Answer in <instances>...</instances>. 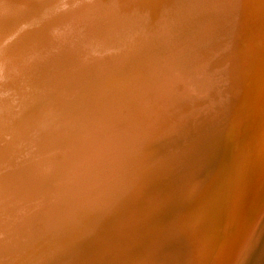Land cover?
Returning a JSON list of instances; mask_svg holds the SVG:
<instances>
[{
  "label": "rangeland",
  "instance_id": "374dc122",
  "mask_svg": "<svg viewBox=\"0 0 264 264\" xmlns=\"http://www.w3.org/2000/svg\"><path fill=\"white\" fill-rule=\"evenodd\" d=\"M172 139L194 158L162 168ZM209 182L234 198L219 217L240 208L219 263L255 264L264 0H0V264H182L194 230L137 251L139 200L163 184L182 207ZM202 249L196 241L187 264H201Z\"/></svg>",
  "mask_w": 264,
  "mask_h": 264
},
{
  "label": "bare ground",
  "instance_id": "6f19581e",
  "mask_svg": "<svg viewBox=\"0 0 264 264\" xmlns=\"http://www.w3.org/2000/svg\"><path fill=\"white\" fill-rule=\"evenodd\" d=\"M18 1V0H17ZM38 1V0H37ZM24 2V1H23ZM27 4V3H26ZM35 5V4H34ZM29 7V6H28ZM124 9V8H123ZM30 11V10H29ZM33 11V10H32ZM27 12V11H26ZM32 13V12H31ZM35 13V12H34ZM13 14V13H12ZM15 14H17V13H15ZM33 14V13H32ZM120 14V13H119ZM2 15V14H1ZM24 15V14H23ZM6 16V15H5ZM32 16V15H31ZM30 19H31V17H30ZM26 21V20H25ZM27 22V21H26ZM25 23V22H24ZM28 23H29V21H28ZM8 26V25H7ZM2 27V26H1ZM108 28V27H107ZM15 30V29H14ZM7 31V30H6ZM10 32V31H9ZM104 33H105V30H104ZM3 34H5V33H3ZM14 34V33H13ZM153 35H154V33H153ZM156 35H157V33H156ZM155 35V36H156ZM13 36V35H12ZM164 36V35H163ZM162 36V37H163ZM158 39V38H157ZM65 40H66V38H65ZM146 40V39H145ZM163 40V39H162ZM138 41V40H137ZM156 41V40H155ZM158 43H160V42H158ZM68 44V43H67ZM173 52V51H172ZM173 54H175V51L173 52ZM181 56V55H180ZM179 59H181V58H179ZM181 60H183V59H181ZM184 61H186V60H184ZM159 62V61H158ZM166 62V61H165ZM178 62H180V61H178ZM181 62H183V61H181ZM162 63V62H161ZM163 63H164V61H163ZM177 63V62H176ZM173 64H175V63H173ZM181 66V65H180ZM184 68V67H183ZM183 70H185V68L184 69H182L181 71H183ZM106 71V70H105ZM198 71H200V70H198ZM176 72H178V71H176ZM197 72V71H196ZM195 72V73H196ZM192 73V72H191ZM203 74V73H202ZM201 75V74H200ZM206 76V75H205ZM193 77V76H192ZM199 79H201V78H199ZM228 108V107H227ZM217 109V108H216ZM215 109V110H216ZM212 110H214V109H212ZM212 112H214V111H212ZM215 113H213V115H214ZM212 115V114H211ZM210 115V116H211ZM216 119V118H215ZM258 122V121H257ZM253 124V123H252ZM206 125V124H205ZM205 127V126H204ZM246 128V127H245ZM244 128V129H245ZM220 129V128H219ZM243 129V130H244ZM248 130V129H247ZM242 131V130H241ZM203 132V131H202ZM193 133H195V131L193 132ZM199 133H200V131H199ZM198 133V134H199ZM210 133V132H209ZM200 135V134H199ZM204 135H205V133H204ZM212 135V134H211ZM192 136V135H191ZM196 136H198V135H196ZM206 136V135H205ZM200 137H201V135H200ZM205 139H207V138H209V137H204ZM169 139H171V138H169ZM191 139V138H190ZM185 139H183V141H184ZM192 140H194V139H192ZM221 139H219V140H216V141H220ZM166 141V140H165ZM180 141H182V140H177V141H174L173 139H172V142H170L169 144H175V147L177 148V149H175L174 151H172V153H169L168 155H165L164 156V159H168L167 161H165V163H162V168L164 167V166H166V164H167V162H171V161H173V159H175L176 157H177V155H179V154H185V155H187L188 154V152L189 151H191V150H193V148L192 147H190V148H181L178 144H176L177 142L179 143ZM195 141V140H194ZM196 141H198V140H196ZM169 142V141H168ZM167 143V142H166ZM193 143V142H192ZM183 144V143H182ZM185 144H187V142L185 143ZM181 145V144H180ZM189 145V144H188ZM194 145H196V143H194L193 144V146ZM170 146V145H169ZM190 146V145H189ZM192 146V145H191ZM172 147V146H171ZM186 147V146H185ZM178 148H179V150H178ZM166 149V148H165ZM171 149V148H170ZM168 151V150H167ZM166 151V152H167ZM176 151H179L178 153L176 152ZM169 152V151H168ZM188 156V155H187ZM159 157V156H158ZM189 158L190 157H192V158H194V156H192V155H190V156H188ZM98 160H100L99 158H97ZM91 161H92V159H90ZM100 162V161H99ZM158 163V162H157ZM171 164H173V163H171ZM170 164V165H171ZM60 165V164H59ZM95 165H96V163H95ZM157 165V164H156ZM67 166V165H66ZM69 166V165H68ZM74 166V165H73ZM158 166V165H157ZM69 167H71V166H69ZM95 167V166H94ZM98 168V167H97ZM166 168V170L167 171H169L170 169H171V167H169V166H167V167H165ZM72 170V169H71ZM92 170V169H91ZM107 170V169H106ZM164 170V169H163ZM218 170V169H217ZM56 172V171H55ZM107 172V171H106ZM115 172V171H114ZM96 173V172H95ZM258 173H259V170H258ZM68 174V173H67ZM96 174H98V173H96ZM166 174V173H165ZM219 174H221V172H219ZM111 175H112V173H111ZM145 175H147V174H145ZM150 175V174H149ZM155 175V174H154ZM170 175V174H169ZM151 176V175H150ZM149 176V177H150ZM103 177H105V176H103ZM143 177H145V176H143ZM142 177V178H143ZM168 177V176H167ZM216 178H217V180L220 178V177H217V174H216ZM144 179V178H143ZM148 179H151V178H148ZM155 179V178H154ZM153 179V180H154ZM163 179V178H162ZM145 180V179H144ZM146 180H147V178H146ZM146 180H145V182H146ZM208 181V180H207ZM145 182H143V184L142 185H144V183ZM150 182V181H149ZM205 182H206V180H205ZM140 183H142V181L140 182ZM138 185V184H137ZM148 185H149V183H148ZM148 185H147V183H146V188H148ZM149 187H150V185H149ZM159 188H155L154 187V189L152 188V190H154V191H156V193L157 194H154V193H151V192H148V193H145L144 195H143V197H141V200H139V201H144V204L142 205V208L139 210L138 209V213H137V215L135 214V213H133V214H135L136 215V226H135V230H137V232L139 233H136V234H138V240H140V244H139V246L137 245L136 247H134V248H136L137 249V251L138 252H141V251H144V250H146V249H150V246H152V247H154V246H159V249L161 250L162 249V247H160L161 245H163V244H165L166 242H170V240L172 241V240H176V239H173V237H175V238H181V237H184L185 236V234H184V231H193L194 230V232L192 233V234H190V233H188V234H190L191 236L189 237V240L186 242V244H185V249L187 250L186 251V253L184 254V257L182 258V264H187V263H190L191 262V260H192V258H190V253H191V247H192V245L197 241V243H198V245L200 246H203V254H209V256L207 255V256H205V257H203L202 258V261H201V264H218L219 262H220V255L223 253L222 252V245H221V243H224V241L223 242H221L222 241V239H224L226 236H229V235H227L225 232H226V230H228V228L231 226L230 224V226L228 227L227 226V218H230V217H232L233 216V214L234 213H237L239 210H240V208H238V207H236L234 210H232L231 212H230V214H228V216H222V217H219V215L222 213V212H228L226 209H228V203L232 200V199H234V198H230V197H228V196H224L222 199H218L217 197H216V194L218 193V190L217 189H214L213 188V186L210 184V182H209V185H207V189L205 190V192L203 193V194H201L202 196H204L203 198H201V200L200 199H198V200H196L195 202H194V198H192V199H190V201H187L182 207H178V206H176V204H175V198H177V195H173V194H171V195H169V196H167V191L165 190L166 189V185H163V184H160V186H158ZM109 189V188H108ZM148 189H150V188H148ZM106 191H108V190H106ZM114 191H115V189H114ZM105 193V192H104ZM109 193V192H108ZM110 195H111V193H110ZM262 195V194H261ZM106 196V195H105ZM104 196V197H105ZM167 196V197H166ZM260 197V194L258 195V198ZM154 200H161V201H163V202H165V204H160V202H159V206L158 207H156V206H154V208L155 209H153L152 208V205L150 204V202L153 204V199ZM120 199V198H119ZM134 199V198H133ZM260 199V198H259ZM234 201H236V200H234ZM126 205V204H125ZM127 206V205H126ZM136 206V205H135ZM128 207V206H127ZM131 207V206H130ZM134 207V206H133ZM132 207V208H133ZM131 208V209H132ZM135 208V207H134ZM136 209H137V207H136ZM179 209H184L185 211H187L188 212V214H186V216H184V218H183V226L182 227H176V228H178L177 229V231H175L174 232V234H173V236H172V230H171V228H172V225H171V223H174L175 222V219H178V216H179V213H180V211H179ZM239 209V210H238ZM134 209H132V211H133ZM173 210L175 211V212H173ZM129 211V213H130V209L128 210ZM128 211H127V214H128ZM135 211V210H134ZM157 212H159L161 215L160 216H157V217H155L154 218V216H156V214H157ZM126 213V212H125ZM219 213V214H218ZM173 214H177V216L175 217V219H172V215ZM218 214V215H217ZM130 215H131V213H130ZM129 215V216H130ZM135 215H134V218H135ZM217 215V216H216ZM235 215V214H234ZM126 216V215H125ZM128 216V215H127ZM128 216V217H129ZM216 216V217H215ZM214 217V218H213ZM218 217V218H217ZM226 217V219H224ZM262 217V216H261ZM134 218H132V220L134 219ZM212 218L214 219L213 221H212ZM235 218V217H234ZM233 218V219H234ZM128 219H130V217L128 218ZM215 219H216V222H215ZM233 219H232V221H233ZM135 220V219H134ZM230 220V219H229ZM235 220V219H234ZM241 220V219H240ZM261 220V219H260ZM221 221V222H220ZM232 221H229V222H232ZM237 221V220H236ZM235 221V222H236ZM132 222V221H131ZM135 222V221H134ZM223 222V223H222ZM240 222V221H239ZM259 222V221H258ZM233 223H234V221H233ZM134 224V225H135ZM222 224V225H221ZM256 224V223H255ZM132 225V224H131ZM228 227L227 229L225 228V227ZM240 226V225H239ZM232 228V227H231ZM249 228V227H248ZM35 229V228H34ZM133 229V228H132ZM172 229H174V228H172ZM240 229V228H239ZM242 230V229H241ZM246 230H247V228H246ZM134 231V230H133ZM230 231V230H229ZM228 231V232H229ZM232 231V230H231ZM136 232V231H135ZM234 232V231H233ZM261 232V231H260ZM133 233V232H132ZM126 234V233H125ZM135 234V233H134ZM135 234V235H136ZM258 234V233H257ZM261 234V233H260ZM264 234V233H263ZM262 234V235H263ZM59 235V234H58ZM134 235V237H136ZM193 236V237H192ZM259 236V235H258ZM60 237V236H59ZM132 237V236H131ZM133 238V237H132ZM137 238V237H136ZM136 238H134L135 240H136ZM229 238V237H228ZM248 238L249 237H247V240H248ZM258 238V237H257ZM262 238V237H261ZM226 239V238H225ZM224 239V240H225ZM106 240V239H105ZM133 240V239H132ZM137 240V241H138ZM180 240V239H179ZM246 240V241H247ZM263 240V239H262ZM134 241V240H133ZM136 241V242H137ZM105 242H107L106 243V245L108 246H110V244H108V241H105ZM115 242V241H114ZM135 242V243H136ZM189 242H191L190 244H189ZM260 242V241H259ZM102 243V242H101ZM113 243V242H112ZM236 243V242H235ZM247 243V242H246ZM261 243V242H260ZM259 243V244H260ZM103 244V243H102ZM114 244V243H113ZM137 244V243H136ZM168 244V243H167ZM172 244V243H171ZM227 244V243H226ZM133 245H134V242H133ZM189 245V246H188ZM231 245V244H230ZM244 245V244H243ZM135 246V245H134ZM165 246H168V245H166L165 244ZM169 246H172V245H169ZM213 246H215V248L213 247ZM258 246H260V245H258ZM103 247H105V243H104V246ZM133 247V246H132ZM151 247V248H152ZM173 247V246H172ZM172 247H170V248H172ZM99 248V247H98ZM107 249V248H106ZM105 249V252L108 250H106ZM152 249H157V248H152ZM164 249H165V247H164ZM244 249H245V246H244ZM263 249V248H262ZM153 250V251H154ZM170 250H172V249H170ZM98 251H99V249H98ZM162 251H163V249H162ZM175 252L176 250L174 249V250H172L171 252ZM238 251H239V249H238ZM238 251H237V253H238ZM259 251H261V249L259 250ZM137 252V253H138ZM145 253H146V255H147V252L146 251H144ZM143 252V253H144ZM149 252V251H148ZM158 252V251H157ZM211 252H213L212 254H211ZM142 253V252H141ZM144 253V254H145ZM258 253V252H257ZM95 254V253H94ZM101 254V253H100ZM149 254V253H148ZM161 254H162V252H161ZM173 254H175V253H173ZM202 254V255H203ZM95 255H97V254H95ZM94 255V256H95ZM134 255H135V251H134ZM138 255L140 256L141 254H139L138 253ZM143 255V254H142ZM142 255L139 257V258H141L142 257ZM152 255V254H151ZM163 255V254H162ZM170 255V254H169ZM169 255H167V256H169ZM137 256V255H136ZM135 256V257H136ZM149 256V255H148ZM152 256H154V255H152ZM151 256V257H152ZM157 256H160L159 254L157 255ZM229 256V255H228ZM156 257V256H155ZM222 257V256H221ZM261 258L258 260V261H256V263L255 264H264V255H262V256H260ZM97 258V257H96ZM138 258V259H139ZM143 258H144V256H143ZM162 258H163V256H162ZM171 258H174L175 259V257L173 256V257H171ZM171 258H170V260H171ZM225 258V257H224ZM240 258V257H239ZM94 259H95V257H94ZM98 259V258H97ZM144 259H148V257L146 258V256H145V258ZM166 259V258H165ZM169 259V258H168ZM96 260V259H95ZM99 260V259H98ZM146 260H143V261H146ZM223 260V259H222ZM138 261V260H137ZM140 261V260H139ZM153 261V260H152ZM167 261V260H166ZM178 261H179V259H178ZM177 261V262H178ZM232 261V260H231ZM236 261V260H235ZM95 262H97V261H95ZM141 262H142V260H141ZM224 262V261H223ZM238 262V261H237ZM108 263V262H107ZM147 263H149V259H148V262ZM163 263V262H162ZM226 263V262H225ZM141 264V263H140ZM145 264V263H144ZM152 264V263H151ZM164 264V263H163ZM176 264V263H175ZM177 264H181V263H177ZM220 264V263H219Z\"/></svg>",
  "mask_w": 264,
  "mask_h": 264
}]
</instances>
